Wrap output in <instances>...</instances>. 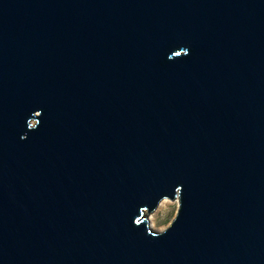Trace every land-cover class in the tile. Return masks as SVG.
I'll list each match as a JSON object with an SVG mask.
<instances>
[{"label": "water", "instance_id": "water-1", "mask_svg": "<svg viewBox=\"0 0 264 264\" xmlns=\"http://www.w3.org/2000/svg\"><path fill=\"white\" fill-rule=\"evenodd\" d=\"M0 264H264V0H0Z\"/></svg>", "mask_w": 264, "mask_h": 264}, {"label": "rangeland", "instance_id": "rangeland-1", "mask_svg": "<svg viewBox=\"0 0 264 264\" xmlns=\"http://www.w3.org/2000/svg\"><path fill=\"white\" fill-rule=\"evenodd\" d=\"M167 201L165 202V204L161 207L158 208L156 211H152L153 213V226H149L150 228H152L155 231H161L163 230L167 224L170 222V220L172 219L176 207H177V201L176 200H169L166 199ZM149 214V213H148ZM146 214V217H149L151 214ZM149 224V223H148Z\"/></svg>", "mask_w": 264, "mask_h": 264}, {"label": "bare ground", "instance_id": "bare-ground-1", "mask_svg": "<svg viewBox=\"0 0 264 264\" xmlns=\"http://www.w3.org/2000/svg\"><path fill=\"white\" fill-rule=\"evenodd\" d=\"M174 200H176V199H174ZM166 201H167L166 198L161 199L158 202V204H157V206H156L154 211H156L158 208H161L165 204ZM153 212H151V213H153ZM151 213H149V214H151ZM146 220H147V223H149L148 226H153V220H154L153 219V214H151L149 217H146Z\"/></svg>", "mask_w": 264, "mask_h": 264}]
</instances>
